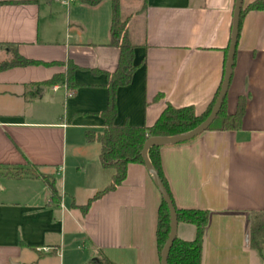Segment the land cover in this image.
<instances>
[{
	"label": "crops",
	"instance_id": "obj_1",
	"mask_svg": "<svg viewBox=\"0 0 264 264\" xmlns=\"http://www.w3.org/2000/svg\"><path fill=\"white\" fill-rule=\"evenodd\" d=\"M0 1V43L15 44L27 58L77 66L73 88L46 86L32 99L24 97L29 83L65 64L0 71V163L53 170L47 173L58 193L54 200L38 178L0 176V264H90L102 256L117 264H160V194L144 164L130 162L114 190L85 213L78 207L112 174L100 164V145L84 138L86 130L103 129L104 72L118 60V48L108 44L110 1ZM128 1L119 0L120 15L138 66L116 90L114 124L150 125L166 104L202 113L223 77L235 0ZM239 96L245 106L238 129L205 130L159 149L175 206L208 211L200 264H264V248L248 245L250 215L264 209V10L240 19L227 112ZM176 236L193 239L195 228L177 222Z\"/></svg>",
	"mask_w": 264,
	"mask_h": 264
},
{
	"label": "trees",
	"instance_id": "obj_2",
	"mask_svg": "<svg viewBox=\"0 0 264 264\" xmlns=\"http://www.w3.org/2000/svg\"><path fill=\"white\" fill-rule=\"evenodd\" d=\"M86 5H96L103 0H78ZM111 3V18L109 25V42L111 46H115L119 50L117 65L111 72H104L106 77L107 102L106 108L99 113L103 119V129L101 131L86 130L84 138L88 142H97L100 145L99 160L104 168L113 170L109 182L100 190L96 191L87 201L79 205L82 213H85L91 202L100 198L109 191L114 190L124 179L126 175L127 165L130 162H139L143 164L140 152L144 141L151 136H169L180 134L197 126L209 113L220 89L222 79L214 92L212 99L206 109L197 114L190 105L173 106L166 104L159 116L150 125L131 126L127 123L123 125H115L116 116V90L128 84L131 80L137 64H134V47L135 45L128 37L127 19L120 15L119 0H109ZM4 3L0 1V4ZM264 10V0H252L245 7H241L240 19L248 11ZM239 19V26H240ZM239 30V29H238ZM6 56L0 60V71L15 66L27 65H63L65 69L62 72L54 73L50 78L41 82L29 83L24 92L26 99H32L42 92V88L58 84L68 89L75 86L74 71L77 66L70 60L65 63L58 61L45 62L37 59L24 57L18 53L17 47L13 43H0ZM227 54V47L224 49V64ZM234 63V59H233ZM42 86V87H40ZM226 95L222 105L215 118L206 130H236L240 127L245 97L239 96L234 112L226 111ZM186 142V141H185ZM183 143V142H181ZM161 146H153L148 150L150 162L156 169L164 187L171 194L162 173L159 149ZM0 176L12 178H38L46 186L50 196L58 199V193L54 183V176L40 170L39 165L27 161L23 165L19 164H1ZM177 222H184L194 226L195 236L193 239L186 240L174 238L170 247L167 264H200L202 255V239L204 229L208 221V211L198 208H179L175 206L172 200ZM169 233V214L167 205L160 196L157 209L155 237L157 243L158 257L163 244L165 243ZM248 245L250 248L261 251L264 248V209L253 211L250 215L248 230ZM90 264H117L105 256L98 261L90 260Z\"/></svg>",
	"mask_w": 264,
	"mask_h": 264
},
{
	"label": "water",
	"instance_id": "obj_3",
	"mask_svg": "<svg viewBox=\"0 0 264 264\" xmlns=\"http://www.w3.org/2000/svg\"><path fill=\"white\" fill-rule=\"evenodd\" d=\"M243 0H235L233 11H232V19H231V29H230V39L227 47V54L225 58V64H224V71H223V77L222 82L220 85V89L218 92V95L208 113V115L194 128L185 131L180 134L175 135H169V136H151L148 137L143 145L140 152L143 164L147 171L150 174V177L157 188L161 198L167 205L168 214H169V233L167 236V239L165 243L163 244L160 252V264H167V256L170 250V247L172 245V242L174 238L176 237V229H177V218L175 209L172 203V200L167 193L164 184L162 183L156 169L150 162V159L148 157V150L153 146H164V145H171V144H178L181 142L188 141L196 136H198L200 133L205 131L208 126L211 124L213 119L215 118L216 114L218 113L223 99L226 95L228 85L230 82V77L232 73V66H233V59L237 44V38H238V29H239V19H240V11L242 7Z\"/></svg>",
	"mask_w": 264,
	"mask_h": 264
},
{
	"label": "rangeland",
	"instance_id": "obj_4",
	"mask_svg": "<svg viewBox=\"0 0 264 264\" xmlns=\"http://www.w3.org/2000/svg\"><path fill=\"white\" fill-rule=\"evenodd\" d=\"M127 1H128V0H124V2H123V0H122L123 5H124L125 3L128 4V5H130V4H129V1H128V2H127ZM137 2H138V0H135V1H132V2H130V3H131V5H132L133 3L136 4ZM126 4H125V5H126ZM4 55H5L4 48H3V47H0V60L4 58ZM48 93H50V92L47 91V94H48ZM36 103H38V102H36ZM35 105H36V104H35ZM46 105H47V104H46ZM47 106H48V105H47ZM47 106H46V108H47ZM48 115H49V114H48ZM42 171H43V172H46V173H47V172H53V170L50 171L49 169H44V168H43ZM110 171H111V173L113 172V170H112L111 168H110ZM100 259H101V258H100Z\"/></svg>",
	"mask_w": 264,
	"mask_h": 264
},
{
	"label": "built area",
	"instance_id": "obj_5",
	"mask_svg": "<svg viewBox=\"0 0 264 264\" xmlns=\"http://www.w3.org/2000/svg\"><path fill=\"white\" fill-rule=\"evenodd\" d=\"M54 88H56V86H54ZM66 93H67V95H71L72 91L71 90H67Z\"/></svg>",
	"mask_w": 264,
	"mask_h": 264
}]
</instances>
